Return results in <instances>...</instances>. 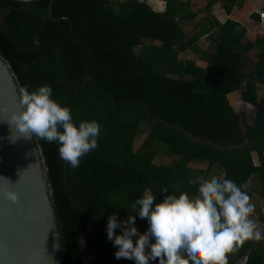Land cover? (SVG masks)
Instances as JSON below:
<instances>
[{"label": "trees", "instance_id": "trees-1", "mask_svg": "<svg viewBox=\"0 0 264 264\" xmlns=\"http://www.w3.org/2000/svg\"><path fill=\"white\" fill-rule=\"evenodd\" d=\"M163 1L158 11L145 0H52L50 16L49 0H0V53L19 89L49 85L74 122L101 126L98 148L77 168L60 159L55 142L36 137L61 234L60 264H135L115 258L106 226L112 214L118 221L132 214L144 233L148 222L131 205L145 190L154 205L169 194L195 195L189 180L219 170L247 184L251 202L255 192L264 201V34L248 38L233 16L240 0H205L190 29L184 23L198 12L190 0ZM218 2L230 15L224 22L212 14ZM204 36L205 50L197 43ZM239 90L256 107L252 122L230 102ZM142 124L146 135L135 149ZM163 150L171 161L156 163ZM254 213L264 226V205ZM242 260L264 264V239L229 254V264Z\"/></svg>", "mask_w": 264, "mask_h": 264}, {"label": "clouds", "instance_id": "clouds-1", "mask_svg": "<svg viewBox=\"0 0 264 264\" xmlns=\"http://www.w3.org/2000/svg\"><path fill=\"white\" fill-rule=\"evenodd\" d=\"M19 104L21 110L6 119L19 134L16 139L35 135L39 140L55 142L60 159L72 168L79 167L81 158L98 148L99 123L74 122L71 108L53 98L51 86L41 85L33 91L21 87ZM189 184L198 186L197 194H169L154 205L152 191L145 190L135 199L133 212L149 225L142 234L135 226L136 216L128 214L123 221H118L116 214L108 217L107 238L117 248L116 259L133 260L135 264H229V254L246 241L264 239L250 219L256 205L246 191L247 184L238 186L219 176H197ZM4 194L13 203L19 200L12 188H6ZM117 228L122 229L121 234L115 233Z\"/></svg>", "mask_w": 264, "mask_h": 264}, {"label": "water", "instance_id": "water-1", "mask_svg": "<svg viewBox=\"0 0 264 264\" xmlns=\"http://www.w3.org/2000/svg\"><path fill=\"white\" fill-rule=\"evenodd\" d=\"M19 98L16 75L0 53V264H60L61 234L41 146L35 135L16 139L6 121L21 110ZM6 188L18 193V202L6 198Z\"/></svg>", "mask_w": 264, "mask_h": 264}, {"label": "rangeland", "instance_id": "rangeland-1", "mask_svg": "<svg viewBox=\"0 0 264 264\" xmlns=\"http://www.w3.org/2000/svg\"><path fill=\"white\" fill-rule=\"evenodd\" d=\"M116 2H119L121 0H114ZM245 0H240L241 4H240V11L242 12V15H244V12L248 10V7L249 5L252 3L251 0H246V2L244 3ZM204 1H201V2H196L195 6L196 7H200V4H202ZM192 4V3H191ZM194 19L198 20L199 17L198 16H195L193 18V20H191L190 22H187V23H184V28L186 29H190L192 26H193V21ZM249 38V37H248ZM203 41V40H202ZM146 43H148L146 41ZM198 44L202 43V42H197ZM203 48V50L207 49L209 46H208V43L205 42V43H202L200 44ZM205 48V49H204ZM180 57H183V58H194L195 57V54L192 53V52H182L180 53L179 55ZM260 95H263L264 94V86H262L260 88ZM230 102L231 104L233 105V107L235 108V110L239 113V116L241 119H243L244 117L247 118L248 122H252V119L256 113V107H254L253 105L251 104H248L246 102H244L241 98V91H235L234 93H231L230 97ZM142 131L139 133L138 137L135 139V142H134V148L137 149L140 145V143L142 142L143 138L145 137L146 135V131H147V126L146 125H143L142 124ZM166 148V147H165ZM172 157L167 154L164 150L163 151H160L155 159V162L156 163H169L171 161ZM254 160L256 163H258V157L257 155L254 153ZM196 165V164H195ZM212 176H219L221 177L222 176V172H220L219 170L217 171V173H212ZM257 180H255L253 182V190L256 191L257 189ZM252 202L258 206H263L264 205V201L262 199H260L258 197V193L255 192V195L252 199ZM250 219H252L254 221V223L258 226V228L262 231V234H264V226H262L258 220H257V215L254 213ZM58 225V224H57ZM149 226V225H148ZM148 226L146 227V229L148 228ZM238 264H245V260H242L240 261Z\"/></svg>", "mask_w": 264, "mask_h": 264}, {"label": "crops", "instance_id": "crops-1", "mask_svg": "<svg viewBox=\"0 0 264 264\" xmlns=\"http://www.w3.org/2000/svg\"><path fill=\"white\" fill-rule=\"evenodd\" d=\"M147 3L155 10L162 11L165 8V2L163 0H145ZM205 0H190V2L193 4V10L198 11L196 16L201 18L204 15V10L199 9L195 6L196 2H201ZM252 3L249 5L248 10L244 12V15H242V12L240 11V7L237 6L234 9V17L241 23H243L248 28V37L250 39H254L258 34H264V19L261 17L259 18H252V13H259L261 11H264V0H251ZM204 2L200 4V7L203 6ZM246 0L244 1V3ZM212 14L216 16L220 21L224 22L230 15L224 10V8L221 6V3H216L212 8ZM197 20L194 19V22ZM203 40V41H202ZM199 42L208 43V46H210V41L207 39L206 36L201 38ZM200 43V44H202ZM198 44V45H200ZM202 47V46H201ZM205 49V48H204Z\"/></svg>", "mask_w": 264, "mask_h": 264}, {"label": "built area", "instance_id": "built-area-1", "mask_svg": "<svg viewBox=\"0 0 264 264\" xmlns=\"http://www.w3.org/2000/svg\"><path fill=\"white\" fill-rule=\"evenodd\" d=\"M260 13V17L262 18V19H264V11H261V12H259Z\"/></svg>", "mask_w": 264, "mask_h": 264}]
</instances>
